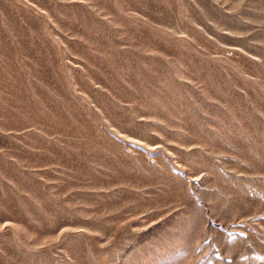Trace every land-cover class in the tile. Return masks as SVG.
Instances as JSON below:
<instances>
[{
	"label": "rangeland",
	"instance_id": "rangeland-1",
	"mask_svg": "<svg viewBox=\"0 0 264 264\" xmlns=\"http://www.w3.org/2000/svg\"><path fill=\"white\" fill-rule=\"evenodd\" d=\"M0 264H264V0H0Z\"/></svg>",
	"mask_w": 264,
	"mask_h": 264
}]
</instances>
